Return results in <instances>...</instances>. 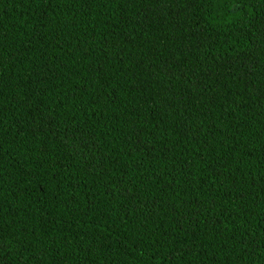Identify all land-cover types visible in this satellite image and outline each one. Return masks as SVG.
Wrapping results in <instances>:
<instances>
[{
	"label": "trees",
	"instance_id": "16d2710c",
	"mask_svg": "<svg viewBox=\"0 0 264 264\" xmlns=\"http://www.w3.org/2000/svg\"><path fill=\"white\" fill-rule=\"evenodd\" d=\"M0 264H264V0H0Z\"/></svg>",
	"mask_w": 264,
	"mask_h": 264
}]
</instances>
